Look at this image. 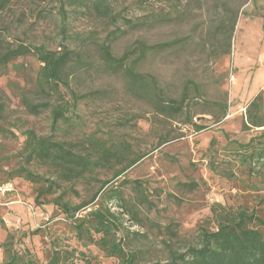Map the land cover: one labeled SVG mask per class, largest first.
<instances>
[{
	"label": "rangeland",
	"instance_id": "obj_1",
	"mask_svg": "<svg viewBox=\"0 0 264 264\" xmlns=\"http://www.w3.org/2000/svg\"><path fill=\"white\" fill-rule=\"evenodd\" d=\"M110 3L111 18L59 0H11L0 10V47L22 43L72 52L65 80L78 97L55 127L51 107L32 115L21 101L22 95L46 99L33 89L40 66L36 56L27 54L0 66V184L9 182L0 186V242L9 230L16 247L28 248L37 264H45L53 248H74L72 264L83 263L80 252L99 264L117 263L94 245L78 243L54 203L59 196L78 205L104 180H110L106 189L122 191L141 207L142 224L132 225L122 215L129 230L125 238L139 264L167 260L169 248L184 251L199 245L201 228L214 227L215 203L253 211L264 225V160L256 159L264 155V126L243 125L246 107L258 93L264 123V0ZM165 42L173 43L147 50L134 69L156 79L160 99L186 95L176 114L160 113L133 91L122 71L109 70L100 55L103 43L115 56L127 53L128 60L138 55L140 43ZM60 90L72 103L66 88ZM51 103H57L55 97ZM26 129L70 142L79 152L91 148L89 139L99 140L120 158L61 179L49 165L26 161ZM133 158L139 160L114 177ZM22 165L48 180L41 185L56 181L55 191L37 198L38 185L18 176L8 179ZM106 198L103 192L94 202ZM117 202L111 198L107 204L120 211ZM3 257L0 247V262Z\"/></svg>",
	"mask_w": 264,
	"mask_h": 264
},
{
	"label": "trees",
	"instance_id": "obj_2",
	"mask_svg": "<svg viewBox=\"0 0 264 264\" xmlns=\"http://www.w3.org/2000/svg\"><path fill=\"white\" fill-rule=\"evenodd\" d=\"M11 0H0V10H2ZM63 4H80L91 8L104 17H113L110 0H59ZM173 42H165L152 46L140 43L138 55L127 60V53L115 56L111 53L107 44L100 45V55L106 67L113 71L122 73L127 77L133 91L145 96V98L160 113L176 114L182 111L186 95L183 93L179 98H161L158 93L156 79L149 74L137 72L134 65L141 60L147 50L164 48ZM33 54L38 59L40 66L34 78L33 89L37 95L46 98L43 101H34L26 95H22V104L26 111L32 115H37L43 110L51 107L52 125L60 119H64V112L68 106L75 103L77 94L73 91L65 80L66 68L71 60L72 52L63 47V50L56 52L48 50L43 46L24 45L18 43L15 46L0 47V66L7 65L12 60L20 56ZM64 86L70 95V101L62 95L60 87ZM56 98L52 104V98ZM161 100V101H160ZM261 94L255 95L246 107V121L243 123L247 127L264 126L261 110ZM0 107V111H1ZM196 128H201L196 126ZM23 148L25 159L29 163L37 161L49 165L53 172L61 179H73L82 176L84 173L95 168L107 166L112 160H117L120 155L114 150L103 145L101 141L89 139L90 149L79 152L72 143L50 137H40L35 134L34 129H26L23 132ZM264 152V151H263ZM254 153L250 156V161L254 159ZM256 159H263L264 155L257 156ZM139 158H133L122 167L118 168L114 177H118L131 167ZM22 177L33 184L39 186L36 197H45L47 193L55 191L58 186L56 181H51L47 185H41L42 181H48L42 175L33 172L28 167L22 165L12 171L8 179ZM110 180H104L102 185L90 197V199L71 206L67 202L61 201L58 196L54 203L61 208L70 229L78 243L86 247L94 245L107 257L117 260L116 264H139L137 252L129 246L125 238V233L129 230L124 226L123 213L132 220V225L142 224L141 207L134 201L123 196L122 191L106 189L105 186ZM9 183L3 182L0 186ZM143 191L142 187L138 184ZM106 200L94 202L103 193ZM117 198L120 211L112 210L108 205V200ZM147 198H143V201ZM92 205V206H91ZM88 209L83 214H77L80 210ZM211 220L213 228L203 227L199 233V245H189L186 250L178 251L169 248L167 260L153 261L147 264H264V225L262 219L253 211L246 208L233 209L215 203L211 205ZM0 224L4 226L0 219ZM6 236L0 247L4 257L0 264H37L28 248H18L15 245V234L6 229ZM131 233L137 234L136 231ZM74 248L61 249L53 248L45 264H72ZM81 264H99L93 256L83 254Z\"/></svg>",
	"mask_w": 264,
	"mask_h": 264
}]
</instances>
